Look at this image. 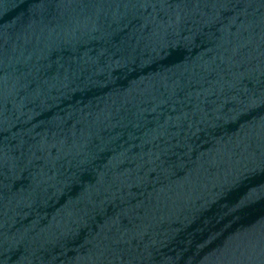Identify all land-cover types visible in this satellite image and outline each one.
<instances>
[{
  "label": "water",
  "instance_id": "95a60500",
  "mask_svg": "<svg viewBox=\"0 0 264 264\" xmlns=\"http://www.w3.org/2000/svg\"><path fill=\"white\" fill-rule=\"evenodd\" d=\"M0 264H264V0H0Z\"/></svg>",
  "mask_w": 264,
  "mask_h": 264
}]
</instances>
